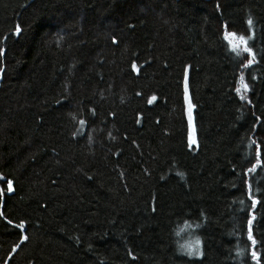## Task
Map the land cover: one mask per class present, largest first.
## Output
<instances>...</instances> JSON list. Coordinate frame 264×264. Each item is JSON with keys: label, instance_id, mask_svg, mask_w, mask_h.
<instances>
[{"label": "trees", "instance_id": "1", "mask_svg": "<svg viewBox=\"0 0 264 264\" xmlns=\"http://www.w3.org/2000/svg\"><path fill=\"white\" fill-rule=\"evenodd\" d=\"M225 27L251 37L252 65ZM252 251L264 264V0H0V264H256Z\"/></svg>", "mask_w": 264, "mask_h": 264}, {"label": "snow or ice", "instance_id": "2", "mask_svg": "<svg viewBox=\"0 0 264 264\" xmlns=\"http://www.w3.org/2000/svg\"><path fill=\"white\" fill-rule=\"evenodd\" d=\"M248 25L249 28L252 26V20H248ZM21 31L19 25H17L15 29V33L19 34ZM223 39L227 43V46L230 51L235 53L237 57H240L243 53H247V62L243 65L245 68L248 66L252 65L255 62V55L253 54L252 48L249 46V39L251 37H245L244 35H238L235 32H230L227 31V27H225V32L223 34ZM116 41L113 40V43ZM136 64H132V69L135 71L136 70ZM238 86L236 87L235 91L238 96H240L241 100L246 99V93L248 91V84L244 82V76L241 75L239 81L237 82ZM156 99L155 96L151 97L148 100V103L151 104L154 100ZM184 100L187 105V115H188V127H189V132H188V143L189 146L191 147L193 144L196 143L195 140V129L193 126V121H192V109L194 105L191 103L189 99V87H188V78H187V70L185 71V80H184ZM75 119V117H73ZM79 123L81 126L85 124L84 120H80ZM253 145H255V156H256V164L253 165L252 168H250L248 171L252 172L255 170V168L260 164L261 162V146L258 144L255 140L251 142ZM178 175H182L178 173ZM8 192L13 191L12 187V182L8 181ZM248 191H249V199L251 200V207L255 208L258 201L251 195L252 193V186L251 184L248 185ZM243 203V201H241ZM255 217L251 216L247 219V225H248V231H247V238L251 242L253 248L256 245V240L253 237V231H252V225ZM21 230H24L25 225L23 222H20L18 225H16ZM23 240H27V237L24 236ZM19 245H17L18 247ZM201 241L198 237H195L193 240H191L187 245H182L181 249L184 252V254L192 257V256H199L201 254ZM239 254V253H238ZM252 259L256 261V264H259V257L258 253L256 251L251 252Z\"/></svg>", "mask_w": 264, "mask_h": 264}, {"label": "rangeland", "instance_id": "3", "mask_svg": "<svg viewBox=\"0 0 264 264\" xmlns=\"http://www.w3.org/2000/svg\"><path fill=\"white\" fill-rule=\"evenodd\" d=\"M189 99H190L191 103L193 104L192 99H191L190 90H189ZM185 108H186V117H187V120H188L187 105H186V103H185ZM192 121H193V126H194V129H195V140H196V143L193 144L191 147H195L197 145V134H196V128H195V124H194L193 109H192Z\"/></svg>", "mask_w": 264, "mask_h": 264}]
</instances>
